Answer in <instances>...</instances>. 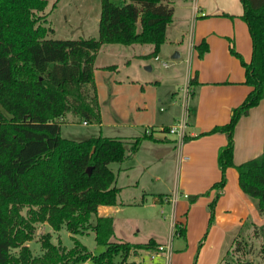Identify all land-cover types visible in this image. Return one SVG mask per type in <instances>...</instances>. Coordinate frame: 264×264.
<instances>
[{
    "label": "trees",
    "instance_id": "16d2710c",
    "mask_svg": "<svg viewBox=\"0 0 264 264\" xmlns=\"http://www.w3.org/2000/svg\"><path fill=\"white\" fill-rule=\"evenodd\" d=\"M241 2L251 60L246 62L233 46L230 52L241 61L251 91L227 124L206 133L227 135L218 154L222 177L213 186L217 194L210 205V225L231 167L264 218V153L239 165L234 162L236 127L264 100V0ZM56 6L49 8V0H0V107L6 112L0 108V264H114L116 257L126 262L159 244L154 239H117L114 218L99 216L98 208L118 203L120 188L111 165L134 155L151 135L131 141L102 135L77 141L62 136L61 122L72 114L87 124H102L94 78L98 51L103 45H153V52L143 57H157L174 8L162 0H101L98 38L59 40L48 38L54 33L48 17ZM195 49L202 58L209 46L203 40ZM195 83L191 79L190 87ZM43 224L56 233L65 229L74 246L54 243L48 232L39 239L42 254L35 256L29 242ZM90 230L96 243L106 247L100 255L78 238ZM186 232L185 221H176L174 235L185 238ZM255 236L262 240L261 262L255 264H264V223L255 228ZM247 246L245 240H236L223 264H240Z\"/></svg>",
    "mask_w": 264,
    "mask_h": 264
},
{
    "label": "crops",
    "instance_id": "0c3cea01",
    "mask_svg": "<svg viewBox=\"0 0 264 264\" xmlns=\"http://www.w3.org/2000/svg\"><path fill=\"white\" fill-rule=\"evenodd\" d=\"M55 2L54 11L61 0H50L49 8ZM82 2L86 7L85 17L93 12L99 18L100 0ZM162 3L174 8L173 21L167 28L162 48L171 46L177 50L172 56L175 61L172 72L178 69L183 72L181 79L189 94L186 99L184 90L181 97L176 92L153 94L152 89L147 91L149 83H141L140 78L120 80L119 74H113V70L118 69L116 65L95 67L94 78L102 118V124L98 126H104L105 115L121 121L109 122L117 127L124 126V117L137 118L132 122L137 129H107L110 134L99 135L126 141L144 134L151 135L142 140L134 155L122 163H115V169L111 165L117 175L116 186L120 188L118 203L100 206L98 215L114 218L117 237V216L126 208L164 207L161 214L164 215L165 210L168 213L164 219L169 232L153 234L149 240L154 239L159 245H172L168 264H193L196 255L195 264H223L236 240L255 244L256 239H260L255 236V228L264 223L256 201L242 191L238 172L233 167L226 171V184L214 207L215 218L211 225L209 222L210 205L217 194L213 186L222 177L218 154L227 144V135L206 133L216 126L227 124L233 109L239 107L250 93L251 88L245 84V70L239 59L231 54L230 47L233 46L246 62H250L252 41L248 26L241 18L244 12L241 0H192L190 6H185L186 15L190 17V21L186 17L184 19L185 30L179 22L174 25L176 7L179 6L176 0H162ZM188 26L190 34L186 36ZM203 40L209 49L200 58L195 46ZM150 46V49L142 48L141 52L127 56V64L132 59L152 53L154 46ZM177 53L179 57L174 58ZM194 78L196 83L190 87V80ZM156 103H164L167 110ZM159 111L167 112L166 120L165 116L158 115ZM182 117L187 122L184 136L187 140L179 144L178 136L164 131V128L169 129ZM234 139L236 165L264 153V100L242 116ZM175 193L179 197L173 202ZM184 194L189 198H183L181 195ZM185 213L187 216L183 218ZM180 219L185 221L187 232L185 238L176 236L182 241L175 244L173 226ZM117 239L135 243L123 237ZM150 253L142 251L133 254L126 262L120 259V264H164L162 257L151 261Z\"/></svg>",
    "mask_w": 264,
    "mask_h": 264
},
{
    "label": "rangeland",
    "instance_id": "374dc122",
    "mask_svg": "<svg viewBox=\"0 0 264 264\" xmlns=\"http://www.w3.org/2000/svg\"><path fill=\"white\" fill-rule=\"evenodd\" d=\"M50 1V0H49ZM187 1V2H186ZM192 0H176V4L182 6L176 7L174 25H178V22L184 28V19L188 18L190 21V17H188L187 10H185V6L188 7L189 2ZM53 4V3H52ZM174 6V5H172ZM101 7V0H100ZM187 9V8H186ZM86 7L82 0H61L58 5L57 10L50 14L48 17L49 25L54 29V33H50L48 38L59 39V40H79V39H89V38H98L99 36V18L91 12V16L85 17ZM47 11V10H46ZM94 15V16H93ZM174 16V15H173ZM84 18L86 20H84ZM173 25V26H174ZM175 28V27H174ZM186 36L190 34L189 26L185 31ZM150 45H133V46H124V45H104L100 48L97 54L95 67H102L104 65H116L118 67L117 71L113 70V74L118 75L120 80H126L127 77L136 79L140 78V81L143 84L149 83V88L153 90V94H165L167 95L169 92H176L179 97L184 90L183 81L181 79V70L178 69L176 72H172V65L175 62L172 59L173 54L175 53L174 48L171 46H165V48H161L163 51L159 57L154 58H144L138 57L132 59L131 62L127 64L126 59L127 56L134 55L138 52H141L142 48L150 49ZM110 49H113L111 51ZM165 49V52H164ZM133 57V56H132ZM240 65L241 61L239 60ZM167 64V66H165ZM116 71V72H114ZM154 82V83H150ZM155 82H158L155 83ZM174 89V90H173ZM158 102V101H157ZM105 103V102H104ZM103 103V104H104ZM159 107L162 106L164 110H167V105L156 103ZM105 106V105H104ZM2 109V107H0ZM3 110V109H2ZM4 111V110H3ZM5 112V111H4ZM6 113V112H5ZM158 115L165 116V120L167 119V112H158ZM122 119V118H121ZM137 118L135 116L132 117H124L122 123L124 126H112L109 122H121L117 121V119L112 118L111 116L105 115V124L103 127H99L97 124H89L85 126L83 121L79 119L77 116L69 114L61 122V133L64 138L72 139V140H86L92 136H96L99 134H110L107 129H137L133 127V123ZM134 120V121H133ZM166 122V121H165ZM168 122V121H167ZM178 123V122H177ZM176 123V124H177ZM175 124V123H174ZM173 124V125H174ZM175 124V125H176ZM87 125V124H86ZM172 126V125H171ZM102 129V131H101ZM117 165V164H116ZM113 164V168L116 166ZM164 207L150 205L145 208L142 207H131L126 208L124 212L117 217L119 218L116 222L117 227V237L116 238H125L127 240H132L135 243H146L149 241L153 234L162 235L169 230L166 228L167 221H165L164 217L167 216V211L164 215L161 214V210ZM92 222H95V217ZM155 224V225H153ZM48 232H52L49 226L45 224L39 226L38 231L36 233V237L29 242V246L35 256H39L42 254L41 244L39 239L41 236L45 235ZM53 237L52 241L54 243L62 242L63 245H66L68 248H72L74 246V242L70 236V234L65 230H61L60 232H52ZM174 237V236H173ZM78 238L82 241L84 245L87 246L88 250L92 252L94 255H100L106 250V247L103 245H98L95 241V234L92 230L86 233L83 236H78ZM181 238H174V242H181ZM262 244L261 238L259 240L256 239L255 244L248 243L246 253L240 255L239 263L240 264H255L261 262L260 256V247ZM147 259V256H145ZM120 257H116L114 260V264H120ZM197 260V255L195 256V261ZM69 264H95L91 261L87 262H79V263H69Z\"/></svg>",
    "mask_w": 264,
    "mask_h": 264
},
{
    "label": "built area",
    "instance_id": "2783aa9c",
    "mask_svg": "<svg viewBox=\"0 0 264 264\" xmlns=\"http://www.w3.org/2000/svg\"><path fill=\"white\" fill-rule=\"evenodd\" d=\"M165 66H167V64H165ZM189 94V90H188V87H186L184 89V99L187 98V95ZM84 124H87V122H84ZM187 127V122H186V119L185 117H182L178 123L176 125H172L168 131L169 133L171 134H175L178 136V142L179 144L183 142L184 140V136H185V129ZM183 198H189L188 195L184 194V195H181ZM179 197V194L178 193H175L172 197V201L175 202L177 200V198ZM175 226V224H174ZM174 226H173V229H174ZM172 253V245L169 243V244H166V245H158L157 248L153 251H151L150 253V258H151V261L155 262V260L159 257H162L164 258V264H168V259H169V256L171 255ZM154 264V263H152Z\"/></svg>",
    "mask_w": 264,
    "mask_h": 264
},
{
    "label": "water",
    "instance_id": "95a60500",
    "mask_svg": "<svg viewBox=\"0 0 264 264\" xmlns=\"http://www.w3.org/2000/svg\"><path fill=\"white\" fill-rule=\"evenodd\" d=\"M177 57H179V54H178V53L175 55L174 58H177ZM88 173H89V174L91 173V169H88Z\"/></svg>",
    "mask_w": 264,
    "mask_h": 264
}]
</instances>
